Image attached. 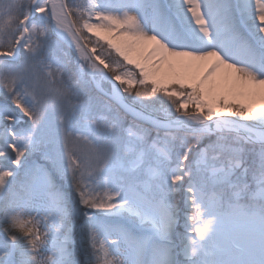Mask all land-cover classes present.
I'll return each mask as SVG.
<instances>
[{
    "label": "rangeland",
    "instance_id": "rangeland-1",
    "mask_svg": "<svg viewBox=\"0 0 264 264\" xmlns=\"http://www.w3.org/2000/svg\"><path fill=\"white\" fill-rule=\"evenodd\" d=\"M48 1L0 0V55L11 58L0 64V225L30 219L31 231H48L46 264H138L130 256L146 259L153 244L164 264H219L225 253L231 264H264V146L236 129L207 133L192 117L217 120L211 105L236 119L259 113L227 95L208 102L202 85L128 60L96 32L122 24V0H64L125 100L166 120L192 119L172 129L124 114L112 82L50 35ZM212 1L228 19L230 7ZM136 12L150 9L143 2ZM14 246L0 236V264H28L30 252Z\"/></svg>",
    "mask_w": 264,
    "mask_h": 264
},
{
    "label": "bare ground",
    "instance_id": "bare-ground-1",
    "mask_svg": "<svg viewBox=\"0 0 264 264\" xmlns=\"http://www.w3.org/2000/svg\"><path fill=\"white\" fill-rule=\"evenodd\" d=\"M148 1L122 0V24L112 20L110 24L96 28V32L141 69L164 73L170 80L180 79L202 85L208 102L227 95L259 113V117L252 120H232L227 110L211 105L224 125L243 128L248 121L249 125L253 123L261 128L264 125V68L259 70L258 66L264 63V3L223 0L231 10L230 17L226 19L212 0H151V13L139 15L136 8ZM59 8L53 5L56 13H62ZM172 13L174 21L171 20ZM124 27L127 30L121 29ZM187 58L188 61L185 60ZM243 65L251 67L256 74L243 73ZM94 68L98 70L97 64ZM113 86L111 97L122 102L123 93L117 81ZM254 132L264 139V129ZM26 216L29 217L28 214ZM29 221L8 227L0 225V236L14 238V251L16 248L29 251L31 258L28 264H46L54 257L47 246L49 232L45 229L31 231ZM172 224V221L167 222L165 231ZM149 248L151 252L145 254L146 259L143 260L141 252L137 256L132 254L130 262L164 264L162 260L157 262L160 258L155 244ZM221 259L219 264L232 262L229 253L223 254Z\"/></svg>",
    "mask_w": 264,
    "mask_h": 264
},
{
    "label": "water",
    "instance_id": "water-1",
    "mask_svg": "<svg viewBox=\"0 0 264 264\" xmlns=\"http://www.w3.org/2000/svg\"><path fill=\"white\" fill-rule=\"evenodd\" d=\"M49 9L50 12H52V16H53V23L54 26L56 28V32L59 35L60 39H62V41H64L66 44H71L72 46H74L77 50H79L81 53H83L85 56L89 57L91 61H94L96 64H99L102 68V73L104 74V76H106L107 78H109L112 82V85H114V81L110 78V75L106 72L105 70V65L101 62H99L92 54V52L83 44V42L81 41L80 36L78 35V33L76 32L71 19L69 18L63 0H49ZM56 5L57 9H61L62 13H59V11H57V13L55 12V10L53 9V5ZM26 37V33L25 30L22 29L21 35L18 38V43L15 47V55H18V51L19 48L21 46V43L23 42V40H25ZM6 60H11L10 56L8 55H0V64L3 61ZM116 103V105L122 109L125 114H128L129 112H135V111H141L139 108L133 106L132 104H130L127 100L124 99V97H122V102H117L114 101ZM180 119H174L172 121H169V123H177L180 122ZM171 125V124H170Z\"/></svg>",
    "mask_w": 264,
    "mask_h": 264
}]
</instances>
